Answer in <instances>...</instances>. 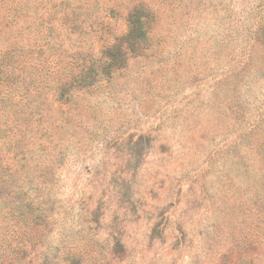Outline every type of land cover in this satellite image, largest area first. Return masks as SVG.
I'll list each match as a JSON object with an SVG mask.
<instances>
[{
  "label": "rangeland",
  "instance_id": "374dc122",
  "mask_svg": "<svg viewBox=\"0 0 264 264\" xmlns=\"http://www.w3.org/2000/svg\"><path fill=\"white\" fill-rule=\"evenodd\" d=\"M0 264H264V0H0Z\"/></svg>",
  "mask_w": 264,
  "mask_h": 264
},
{
  "label": "trees",
  "instance_id": "16d2710c",
  "mask_svg": "<svg viewBox=\"0 0 264 264\" xmlns=\"http://www.w3.org/2000/svg\"><path fill=\"white\" fill-rule=\"evenodd\" d=\"M136 21L142 23L140 18H137ZM129 27L130 28H128L127 32L124 34L125 43L128 44L125 49L133 47L134 44L141 45L147 40V31L145 29L143 30L142 28H136L131 25ZM115 48H117V52L121 55H125L124 53L126 50H123L122 45H117Z\"/></svg>",
  "mask_w": 264,
  "mask_h": 264
}]
</instances>
